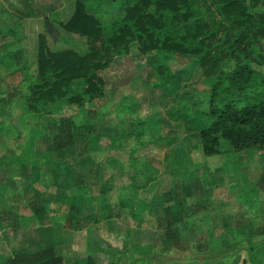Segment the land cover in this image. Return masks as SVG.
<instances>
[{
    "label": "rangeland",
    "instance_id": "1",
    "mask_svg": "<svg viewBox=\"0 0 264 264\" xmlns=\"http://www.w3.org/2000/svg\"><path fill=\"white\" fill-rule=\"evenodd\" d=\"M76 2L0 0V193L25 208L31 200L40 203L39 212L29 215L22 208L21 219L11 216V220L20 227L30 221L29 229L41 222L50 229H67L66 223L73 228L81 222L96 224L99 232L91 234L98 243L97 251L90 237L77 242L76 251L71 247L63 252L68 262L76 257L72 264H91L97 259L119 264V251L127 242L135 253L150 252L163 264L194 257L203 264H224L232 257L221 259L225 243L226 251L245 244L246 248L257 247L254 260L264 264V153L251 148L234 150L222 136L216 154L203 153L200 133L209 118V92L216 76H208L195 55L178 53L170 60L175 77L162 87L157 70L160 51L141 54L138 43L133 42L128 54L115 56L107 69L99 71L105 80L101 94L82 92L83 80L79 79L73 82V89L82 93L79 103L65 99L50 103V114L43 117L26 111V94L32 85L28 82L37 77L40 34H45L52 51L88 47L85 35L63 25L73 16ZM103 8L105 11L87 5V12L101 20L104 30L112 25L109 32H116L125 9L108 1ZM258 10L264 11V2ZM263 52V46L256 44L251 47V58L245 60L264 75ZM232 63L225 59L222 72L227 73ZM60 117H70L76 124L75 141L64 151L51 150L55 140L50 124ZM71 154H78L80 165ZM29 159L37 164L48 162L49 168L44 165L47 174L40 169L31 173L33 166L25 165ZM84 170L93 174L89 185L83 174V183L78 182ZM71 195L76 196L78 206L82 202L77 215L69 208ZM123 197L126 204L128 199L131 202L124 212L118 208ZM139 199H144L141 206ZM0 205V213L7 211ZM106 215L111 218L107 228L114 231L109 232L113 234L110 247L103 237L104 227H99ZM3 216L0 230L7 227L3 231L9 242L7 252L32 248L33 238L26 231L17 232L23 228L3 225ZM59 234L53 236V245L59 242ZM67 237L64 234L60 242L72 245L75 237ZM7 241H0L2 262L7 260L3 251ZM199 246L207 251L199 252Z\"/></svg>",
    "mask_w": 264,
    "mask_h": 264
},
{
    "label": "trees",
    "instance_id": "2",
    "mask_svg": "<svg viewBox=\"0 0 264 264\" xmlns=\"http://www.w3.org/2000/svg\"><path fill=\"white\" fill-rule=\"evenodd\" d=\"M107 1L126 11L120 20L122 26L112 33L109 32L112 25L109 31L104 30L101 20L87 12V5L105 11L103 7ZM261 2L264 0H77L73 16L63 25L85 35L88 47L79 51H52L45 34H40L37 77L28 82L32 85L26 94L25 109L43 117L50 114V103L63 99L79 103L82 93L73 89V82L79 79L83 80L82 92L101 94L105 80L99 71L107 69L115 56L128 54L130 44L137 42L141 54L160 51L157 70L163 79L162 87H167L175 77L168 62L178 53L195 55L207 75L216 76L209 92V118L200 133L204 154L213 155L219 151L221 136L234 150L251 148L264 153V75L245 60L251 58V47L260 44L264 48V42H260V38L264 39V11L258 10ZM97 41L100 44L96 47ZM225 59L233 61L227 73L222 72L221 67ZM75 127L70 117H60L57 123H51L50 131L55 140L51 150L73 144ZM75 197L70 208L77 215L81 213L82 202L78 206ZM4 219L6 223L15 224L9 216ZM168 222L169 225L173 220ZM226 244L221 248L222 260L228 259L241 246L226 251ZM247 249L253 257L250 256L252 262L260 264L258 258L254 260L257 247ZM198 251L206 252L207 249L199 246ZM119 254V264H163L150 252H133L128 242ZM122 257L126 258L124 262ZM189 261L166 263L203 264L197 257ZM0 264H63V258L53 247L15 250L13 257Z\"/></svg>",
    "mask_w": 264,
    "mask_h": 264
},
{
    "label": "crops",
    "instance_id": "3",
    "mask_svg": "<svg viewBox=\"0 0 264 264\" xmlns=\"http://www.w3.org/2000/svg\"><path fill=\"white\" fill-rule=\"evenodd\" d=\"M12 6V5H11ZM26 69V68H25ZM34 70V69H33ZM36 70V72H37V68L35 69ZM35 72V73H36ZM36 75H37V73H36ZM25 76H26V73H25ZM0 79H1V77H0ZM30 81H34V80H32V78H31V80ZM29 81V82H30ZM70 147V146H69ZM64 149L65 148H61V150L60 149H57V150H60V151H64ZM27 156V158H28V155H26ZM71 156H73V158L75 159V162L76 163H78L79 165L81 164V161H79V157H78V154H71ZM76 158H77V160H76ZM30 160V159H29ZM95 161V159H90V161ZM84 163V162H83ZM93 163V165L95 166V162H92ZM1 164H3L2 163V161H0V166H1ZM8 164L10 165V161L8 162ZM25 165H29V167L30 166H33V168H34V170H32V169H30V172L32 173V172H35V170L37 171V173H39L40 172V170H44V173H45V170H46V167L47 168H49L50 166L48 165V162H45V161H40V164H39V161H38V164H37V162H34V161H32V160H30V163H25ZM24 165V166H25ZM46 167H45V166ZM78 166H74V168L76 169ZM0 168H3L2 166L0 167ZM40 169V170H39ZM92 170H94V167H92ZM85 172V173H84ZM45 174H47V173H45ZM82 174L85 176L86 175V178H85V183H86V185H89V184H91V178H92V176H93V174H86V171L84 170L83 172H81V177H82ZM43 175H39V178H41ZM83 179V177L81 178V180L79 179V184L81 185V183H83L82 181L84 180H82ZM69 180H67V184H69V182H68ZM84 185V184H83ZM85 185V186H86ZM93 187H95L94 185H93ZM92 191H95V188H93V189H91ZM90 190V191H91ZM99 192H100V186H99ZM7 196L8 195H5V194H3L2 193V191H1V193H0V204H2L3 205V207L4 208H6V210L7 211H2L1 213H0V215H2V214H5V217L6 216H9L10 217V219L12 218L11 216H16V217H18V219H21L19 216H21V212L23 211V209L22 208H25V207H23V205H16V204H12V202H11V200H10V198L11 197H9L8 199H7ZM125 196V195H124ZM25 197H26V195H25ZM37 198V197H36ZM88 198V197H87ZM73 199V195H71V196H68V203H69V208H70V205H71V200ZM123 199V201H122V203L120 204V205H118V208H120L121 209V211L122 212H124L125 210H127V209H124V208H128L129 207V204L131 203L129 200L130 199H128L127 200V202H128V204H126L125 203V200H126V197H123L122 198ZM133 200V199H132ZM22 201V200H21ZM32 201L33 200H31L30 201V203L28 202L27 203V207L25 208V209H28L29 210V212H28V214L29 215H32L31 214V212L32 211H37V212H39V208H40V203L38 204V205H35V203H32ZM143 202H144V199H139V200H137V203L141 206L142 204H143ZM6 204V205H5ZM1 206V205H0ZM1 210V209H0ZM118 211H119V213L121 214V212H120V210L118 209ZM135 212V211H134ZM72 214H74V213H72ZM135 214V213H134ZM103 215V214H102ZM124 215V214H123ZM71 216V215H70ZM3 219H4V216L2 217ZM69 219V218H68ZM103 221H102V223L104 222L105 224H103V225H100V224H102V223H100L99 224V227H104V228H101V230H102V233H103V237L105 238V240L107 241V245L110 247L111 246V241H109L110 240V238H111V236L110 235H113L112 233L110 234L109 232H111L112 230L111 229H109V228H107V226H110V220H111V218H108L107 217V215H106V217L104 218V219H102ZM3 222H2V224L4 225L5 223H6V221H4V220H2ZM27 221V220H26ZM17 223H15V224H11V223H7V224H11V225H7L8 227H11V228H14V229H16V230H18V228L20 229V228H23V229H20V230H18L17 232H19V231H26V233L29 235V237H31V238H33L31 241H32V248H28V251H35V250H38V249H44V248H47V247H53L54 249H55V251H56V253L58 254V255H60L62 258H63V264H72V261H74V259L76 258V257H74V259H73V257H72V259H70V261H71V263H69L68 262V259L67 258H65L64 257V254H63V252L65 251V249H68V248H73L74 247V250L76 251V249H78L77 248V246H76V244H78L79 242L81 243V241H83L84 239L86 240V238H89L90 237V241H91V243H92V245H93V247H94V252L95 251H97V249H98V247L96 246L98 243H95V241L93 240L94 239V235L93 234H91L92 232L94 233V232H99V230H96V224H89V225H83V223L81 222V224L79 223V224H77L75 227H78V228H73L72 226H71V224L69 223V224H67L66 223V227H67V229L69 230V232H71V231H75V232H77V234H72V233H69L68 232V230L65 228V227H61V228H59V229H50L49 227H47V225H45V224H43L42 222H41V224L39 223V224H36V225H32L33 227H31L30 229L29 228H26V226L29 224V222L30 221H27V223H25V227L24 226H22V227H20V226H18L19 225V223H18V221H16ZM34 222V221H33ZM32 222V223H33ZM14 225H17V226H14ZM105 225V226H104ZM138 225V224H137ZM14 226V227H13ZM3 228L0 230V241L1 240H5V241H7V239H6V237L4 236V234H3V231L5 232V228H7L6 226L4 227V226H2ZM119 231H120V235H121V230L119 229ZM30 232V233H29ZM58 232V233H57ZM108 232V235L106 234ZM112 232H114V231H112ZM60 233V234H59ZM55 234H59L58 236V239H60L59 240V242L57 243V244H54L53 245V236L55 235ZM64 234H66V240L68 239V235H71L72 237H75L74 238V243H72V245H71V243H68V242H63V243H61L60 241L64 238ZM118 233H117V230L115 231V234H114V236H116ZM91 236H93V237H91ZM122 237V236H121ZM104 240V241H105ZM94 241V242H93ZM96 241H98V240H96ZM126 241V240H125ZM76 242V243H75ZM78 242V243H77ZM7 244H5V249L3 250V251H6V254H7V259H9V258H11V257H13L14 256V251H12V250H10L9 252H7V250H6V248H7V246H8V244H9V242L7 241L6 242ZM45 244H49V245H45ZM61 244H64V246H61ZM121 244V243H120ZM119 244V248H122L123 246H121ZM140 246H141V244H140ZM142 247V246H141ZM261 247V246H260ZM132 248V247H131ZM91 249H93V248H91ZM262 249H263V254H262V259H264V246L262 245ZM134 252H135V248L134 249H132ZM140 253H144V252H140ZM0 254H3V252L0 250ZM2 261H3V259L1 258V260H0V263H2ZM75 261H76V259H75ZM189 261V260H188ZM77 262V261H76ZM94 264H109V263H111V262H108L107 261V259H106V261H103L102 259H97L96 261H94L93 262ZM260 263V262H259ZM73 264H75V263H73ZM78 264V263H77ZM79 264H80V262H79ZM191 264H196V263H191ZM228 264H255L254 262H252L251 261V259H250V257H249V254H248V250H247V248H246V246H245V244H243V245H241L240 247H239V249L232 255V257H230V260H228ZM260 264H263V263H260Z\"/></svg>",
    "mask_w": 264,
    "mask_h": 264
}]
</instances>
